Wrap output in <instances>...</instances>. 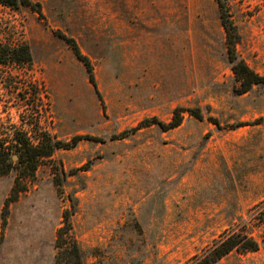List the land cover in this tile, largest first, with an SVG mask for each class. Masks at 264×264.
Listing matches in <instances>:
<instances>
[{"label":"rangeland","instance_id":"1","mask_svg":"<svg viewBox=\"0 0 264 264\" xmlns=\"http://www.w3.org/2000/svg\"><path fill=\"white\" fill-rule=\"evenodd\" d=\"M33 1L43 15L0 3V42L27 43L33 55L0 69V138L104 141L83 138L43 159L5 224L17 172L0 176V264H56L61 243L78 245L84 264H189L249 222L264 199V85L237 93L217 2ZM227 9L238 55L264 74V0H227ZM57 30L89 57L101 97ZM175 107L204 119L185 110L175 128L111 139L144 118L169 121ZM217 264H264V249Z\"/></svg>","mask_w":264,"mask_h":264},{"label":"trees","instance_id":"2","mask_svg":"<svg viewBox=\"0 0 264 264\" xmlns=\"http://www.w3.org/2000/svg\"><path fill=\"white\" fill-rule=\"evenodd\" d=\"M219 6L221 23L226 33L227 55L231 64V70L237 82L236 91L238 94H244L250 91L255 85H264V74L255 71L249 64L241 58L236 49L239 34L230 19L227 9V0H215ZM0 3L18 9L22 6L29 7L36 11L39 15H43V8L39 2L33 0H0ZM58 35L63 37L72 47L76 56L85 64L89 78L93 83L96 92L101 97V93L97 87V81L94 76L93 66L89 57L84 54L74 37L57 30ZM33 60L31 46L27 43L12 45L0 42V69L9 64H29ZM188 111L191 115L204 119V115L199 108H182L175 107L172 117L169 121H164L157 116L144 118L137 126L123 130L119 133L111 135V139H122L128 137L137 129L145 126L158 125L163 130H169L179 126L184 118L183 112ZM208 119L220 126V121L208 116ZM264 122L263 118H258L256 123ZM243 123L237 124V126ZM93 139L104 141L99 136H82L74 135L70 141L55 139L50 134H42L37 142H33L25 134L15 132L10 140L0 138V176L6 175L13 170L17 174L14 179L12 190L5 198L3 219L6 222V214L11 202L16 201L19 194L27 189L28 179L35 176L36 169L43 159L51 157L56 149H71L83 139ZM13 155H17L16 160ZM56 185L61 183L55 180ZM250 221L242 220L240 223H233L231 227L225 230L218 238H215L210 246L205 249L202 254L195 255L191 258L189 264H217L219 260L236 251L239 253H247L264 249V234L257 236L254 234V227L264 228V199L256 203L249 211ZM66 218H68L66 216ZM63 232L60 233L62 237ZM59 242V241H58ZM57 242V243H58ZM58 244L61 249L56 255V264H84L83 254L78 245L70 248L63 247Z\"/></svg>","mask_w":264,"mask_h":264},{"label":"water","instance_id":"3","mask_svg":"<svg viewBox=\"0 0 264 264\" xmlns=\"http://www.w3.org/2000/svg\"><path fill=\"white\" fill-rule=\"evenodd\" d=\"M13 158H18V156L17 155H13Z\"/></svg>","mask_w":264,"mask_h":264},{"label":"crops","instance_id":"4","mask_svg":"<svg viewBox=\"0 0 264 264\" xmlns=\"http://www.w3.org/2000/svg\"><path fill=\"white\" fill-rule=\"evenodd\" d=\"M260 250V249H259Z\"/></svg>","mask_w":264,"mask_h":264}]
</instances>
